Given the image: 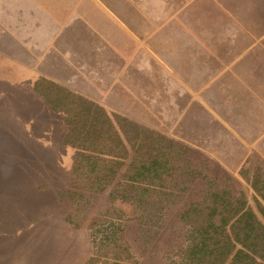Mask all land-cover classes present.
<instances>
[{
    "label": "crops",
    "instance_id": "crops-1",
    "mask_svg": "<svg viewBox=\"0 0 264 264\" xmlns=\"http://www.w3.org/2000/svg\"><path fill=\"white\" fill-rule=\"evenodd\" d=\"M73 1H38V9L48 14L47 24H37L36 17L34 24L5 25L0 31L5 41L0 46V112L6 113L0 142L22 146L20 156L10 152L6 159L42 173L44 149L56 143L59 151H67L60 160L68 155L65 188L72 183L76 154L74 147L64 145L69 121L88 122L94 115L101 124L111 118L116 125L119 119L141 125L138 113L150 122L158 113L135 89L145 71L141 53L148 49L150 57V49L156 48L160 12L149 8L157 0ZM170 1H162L165 22L173 18ZM180 1L182 17H188V8L198 18L211 11L213 23L203 20L195 31L211 33L213 39L180 44L181 80L209 84L181 92L196 97L197 116L187 123L191 136L183 132L181 119V134L165 137L190 151L196 148L198 156L254 193V177L264 169V0ZM20 7L24 17L26 9ZM206 89L213 91L212 104L204 98L210 95ZM45 187L40 184L39 189Z\"/></svg>",
    "mask_w": 264,
    "mask_h": 264
},
{
    "label": "trees",
    "instance_id": "trees-1",
    "mask_svg": "<svg viewBox=\"0 0 264 264\" xmlns=\"http://www.w3.org/2000/svg\"><path fill=\"white\" fill-rule=\"evenodd\" d=\"M75 120L64 140L76 149L74 176L60 201L79 206L107 195L130 208L104 216L102 264H139L145 257L163 264H264V169L249 199L228 175L211 176L210 161L197 163L188 148L150 128L111 118L101 124L94 115ZM129 222L137 224V260L125 238Z\"/></svg>",
    "mask_w": 264,
    "mask_h": 264
},
{
    "label": "rangeland",
    "instance_id": "rangeland-1",
    "mask_svg": "<svg viewBox=\"0 0 264 264\" xmlns=\"http://www.w3.org/2000/svg\"><path fill=\"white\" fill-rule=\"evenodd\" d=\"M38 1L42 0H0V31L5 25L34 24L36 17L39 18L37 24H47L48 14L42 13L41 8L38 9L36 6ZM47 1L56 4L66 3V0ZM162 1L157 0L153 4L151 1L149 9L151 12L158 10L160 14L162 13L156 19L158 28L164 30H159L155 36L156 48L150 49L154 53L150 57L148 49L141 53L142 61L145 62L142 67L145 71H142L139 77V86L135 80V89H139L142 101L147 106L150 104L158 112L157 120L150 122L148 116L142 112L138 113L137 117L144 127L169 138H172L171 133L174 137L181 134L180 121L183 119L185 123L184 128L182 127L183 132L190 137L191 124L187 123L194 121L197 116L196 97L190 96V93L180 96L181 92L183 89L195 92L197 88L206 86L209 82L181 80L180 44L186 45L198 39L205 41L213 39L211 33L200 34L195 31L196 26L198 27L203 20L206 25L213 23L211 11L208 14L205 12L203 18H198L195 15L196 10L188 8V17H182L181 1L171 0L169 4L173 18H168L165 22ZM20 6L26 9L24 17L19 14L22 10ZM145 11L148 12V9ZM182 27L188 31L182 32ZM2 35L0 33V46L4 47ZM192 76L195 77L196 74ZM103 85L106 86V83ZM205 92L210 94L204 96L205 100L212 104L213 91L206 89ZM182 108L187 110L184 118L181 117ZM2 120L6 121L5 112H0V121ZM8 142L9 140L0 142V264H102L97 254L100 252L101 244H104V233L108 231V224L105 223L108 219L104 216L108 214L114 217L121 209L129 214L130 208L126 206L123 208L118 203L112 204L107 195L79 206L68 200L60 201V190L64 191L68 183L66 164L69 162L68 155L66 161L60 160V156L63 158L67 151L63 149L59 151L56 143L55 147L44 149L40 173V168L31 166L25 168L21 161H7L10 152L14 157L22 153L20 144L10 145ZM190 153L197 163L207 158L202 154L198 156L196 148L191 149ZM208 172L211 176L222 179L227 176L224 170L215 169L212 160ZM40 184L46 187L39 189ZM229 185L234 189L244 190L249 199L254 194L251 192V186L238 180ZM171 220L174 222L175 216H172ZM136 234L137 224L129 222L125 238L132 246L131 252L137 260L141 254L136 243ZM176 235L173 234L172 238ZM169 241L165 242L163 253ZM139 264L163 263L157 258L150 261L149 257H145L139 260Z\"/></svg>",
    "mask_w": 264,
    "mask_h": 264
}]
</instances>
